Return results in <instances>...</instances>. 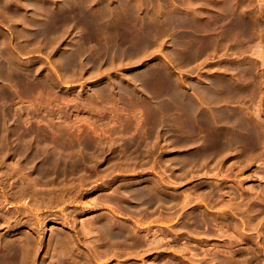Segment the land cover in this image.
Wrapping results in <instances>:
<instances>
[{"label":"rangeland","instance_id":"obj_1","mask_svg":"<svg viewBox=\"0 0 264 264\" xmlns=\"http://www.w3.org/2000/svg\"><path fill=\"white\" fill-rule=\"evenodd\" d=\"M82 1L32 0V13L26 0H0V126L12 135L0 162L20 167L35 151L36 264H264V32L257 22L264 19V0H242L233 14L225 0H106L108 8L91 0L92 8L83 2L87 10L70 11L69 3ZM130 1H139V18H148L147 8L162 13L170 5L195 18L168 20L170 34L160 32L144 52L141 29L126 18ZM165 1L167 8H156ZM102 6L109 11L104 18ZM243 13L248 34L236 25ZM238 42L244 52L234 47ZM244 60L261 76V90L253 100L245 91L226 102L222 85L229 80L251 87L254 71L234 67ZM174 86L195 111L171 101ZM163 100L170 110H159ZM222 108L235 118L219 116ZM216 130L227 147H218ZM11 144L20 156L6 153ZM30 170L23 169L25 180ZM148 182L163 189V201L127 211L111 199L123 184ZM9 192L0 203V224L5 214L15 215L30 236L28 199L13 200ZM97 219L115 226V240L100 234ZM0 233L8 236L7 227L0 225Z\"/></svg>","mask_w":264,"mask_h":264},{"label":"bare ground","instance_id":"obj_2","mask_svg":"<svg viewBox=\"0 0 264 264\" xmlns=\"http://www.w3.org/2000/svg\"><path fill=\"white\" fill-rule=\"evenodd\" d=\"M8 1V0H7ZM26 4L27 5H32L33 8L31 10V12L33 13V9L35 8V5L32 4V0H26ZM78 1V0H76ZM82 1V0H81ZM93 1V0H92ZM91 0H83L81 3L80 2H77V3H74V2H71L68 4V7L70 9V11L77 7L81 10H87L88 8H92L91 6ZM124 1V0H123ZM161 1V0H160ZM168 1V0H167ZM185 1V0H184ZM209 1V0H208ZM220 1V0H219ZM242 0H225V4L224 6L230 10L233 11L237 9L238 7V3L240 2L241 3ZM263 1V0H262ZM83 2H85L84 4H86L87 6V9L85 8L86 6L83 4ZM103 3V5H106L107 8L109 7V5H111L109 3V1L107 2L106 0H102L101 1ZM145 2V1H144ZM152 2V0H151ZM204 2V1H203ZM243 2V1H242ZM3 3V2H2ZM61 3V2H60ZM98 3V2H97ZM148 5L151 3L150 2H146ZM183 3V2H182ZM185 3V2H184ZM190 3V2H188ZM196 3V2H195ZM201 3V2H200ZM217 3V1H216ZM95 4V3H94ZM92 4V5H94ZM120 4V3H119ZM118 4V5H119ZM157 4V2H156ZM170 4V1L169 2H160L157 4L156 8L158 7V9L161 10V8H167ZM246 4V3H245ZM26 5V6H27ZM44 5V4H43ZM49 5V4H48ZM181 5V4H180ZM209 5V4H208ZM222 5V4H221ZM220 5V6H221ZM22 6V5H21ZM26 6H24V9L26 8ZM95 6V5H94ZM129 8H130V12L126 15V18H128L129 20H133L132 22L136 23L137 26H139V28L141 29V33L142 35L140 34L139 37L140 40L142 41V45H141V50L142 51H146L149 47L151 48V46L156 42V40L154 39L156 35H159L160 32H163L165 35H168L169 33V30L171 29V24L168 23V20H172V18L174 16H179V18H182L181 20L185 23L187 21V16L188 17H194L195 18V15L188 11V10H182L180 8H178V6L174 5V6H169V8L165 11V12H162V13H159V12H154V10H150L149 8H147L146 10V15L148 18H139L138 15H140V3L139 1H130L129 3ZM154 6V4H153ZM195 6V5H194ZM193 6V7H194ZM67 7V6H66ZM184 7V6H183ZM210 7V6H209ZM216 7V6H215ZM218 7V6H217ZM224 7V8H225ZM250 7V6H249ZM1 8V7H0ZM31 8V6H30ZM105 6L103 7L102 6V11L103 10H106L104 9ZM196 8V7H195ZM225 8V9H226ZM11 9V8H10ZM39 9V8H38ZM94 9V8H93ZM113 9V8H111ZM158 9H155L156 11ZM250 9V8H249ZM3 10V9H2ZM5 10H8L9 9H5ZM36 10V9H34ZM50 10V9H49ZM100 10V9H99ZM98 10V11H99ZM115 10V9H114ZM197 10V9H196ZM196 10H193V11H196ZM217 10V9H216ZM228 10V11H229ZM25 11V10H24ZM67 11V10H66ZM97 11V12H98ZM101 11V12H102ZM107 11V10H106ZM164 11V10H163ZM192 11V10H191ZM214 11V10H213ZM2 12V11H1ZM6 12V11H5ZM10 12V11H9ZM30 12V13H31ZM47 12V11H46ZM84 12V11H83ZM108 12L107 11V15H108ZM118 12V11H117ZM121 12V11H120ZM124 12V11H123ZM144 12V11H143ZM167 12H169L170 14L166 15ZM197 12V11H196ZM234 12V13H235ZM243 12V11H242ZM256 12V11H255ZM4 13V11H3ZM7 13V12H6ZM26 14L28 15H31L30 13L26 12ZM89 13V12H88ZM103 13L105 14V12L103 11L101 14L99 15H102L101 17L104 18V15ZM126 13V12H125ZM137 13H139L137 15ZM233 14V12H231ZM8 14V13H7ZM36 14V13H35ZM180 14V15H179ZM219 14V13H218ZM235 14H238V13H235ZM12 15V14H11ZM34 15V14H33ZM84 15V14H83ZM137 15V16H136ZM198 15V14H196ZM244 15V13H243ZM242 14H240L239 16H237V22H236V25L237 27H239V29H242V32L243 34H248V30H249V23H248V20L246 18V16L244 15L243 16ZM10 16V14H9ZM67 16V15H66ZM89 16V15H88ZM88 16L86 19H88ZM94 16V15H93ZM106 16V15H105ZM122 16V15H121ZM141 16V15H140ZM225 16V15H224ZM108 17V16H107ZM197 17V16H196ZM30 18V17H29ZM36 18V17H35ZM85 18V17H83ZM98 18H100L98 16ZM100 19V20H103V19ZM154 18L157 19V21L153 20ZM175 18V17H174ZM190 18V19H191ZM215 18H216V15H215ZM71 21H70V24L68 26L70 27H73V23L75 24L74 22V19L72 20V18H70ZM110 19V17H109ZM127 19V20H128ZM193 19V18H192ZM211 19V18H210ZM217 19V18H216ZM227 19V18H226ZM260 19V18H259ZM31 20V19H30ZM34 20V19H32ZM108 20V19H107ZM126 20V19H125ZM167 20V21H166ZM205 20V19H204ZM9 18H8V22H9ZM15 21V20H14ZM19 21V19H18ZM46 21V20H45ZM97 21V20H96ZM155 21V22H154ZM180 21V22H182ZM194 21V20H193ZM214 21V20H213ZM13 22V20H12ZM131 22V21H130ZM172 22V21H171ZM195 22V21H194ZM258 22V26H259V29L264 32V19H260L257 21ZM90 23V22H88ZM100 23V22H99ZM160 23V25H159ZM182 23V24H184ZM215 23V22H214ZM115 24V23H114ZM123 24V23H122ZM126 24V22H125ZM132 24V23H131ZM174 24V23H173ZM176 24V22H175ZM181 24V23H180ZM181 24V26H182ZM207 24V22H206ZM28 25V24H27ZM80 25V24H79ZM91 25V24H90ZM103 25V23H102ZM117 25H115V30H119L117 28ZM124 25V24H123ZM129 24H127L128 26ZM16 26V25H15ZM26 26V25H25ZM99 26V24H98ZM106 26V25H105ZM120 26V25H118ZM131 26V25H130ZM135 26V25H133ZM136 26V28H137ZM195 26V25H194ZM214 26V25H213ZM221 26V25H220ZM61 27V26H60ZM69 27V28H70ZM96 27V26H95ZM101 27V26H100ZM123 27V26H122ZM132 27V26H131ZM218 27V26H217ZM227 27V26H226ZM235 27V26H234ZM48 28V27H46ZM93 28V27H92ZM127 28V27H126ZM133 28V27H132ZM199 28V27H198ZM66 30L67 28H63L62 30ZM125 29V27H124ZM23 30V29H22ZM61 30V31H62ZM109 30V29H107ZM121 30V29H120ZM133 30V29H131ZM204 30V29H203ZM42 31V30H41ZM67 31V30H66ZM102 31H106L105 30H101ZM113 31V29H112ZM138 31V28L137 30ZM211 31V30H210ZM30 32V31H29ZM63 32V31H62ZM100 32V31H99ZM140 32V31H139ZM222 32V31H221ZM261 32V33H262ZM104 33V32H102ZM118 33V32H116ZM115 33V34H116ZM125 33V32H124ZM124 33H120V34H124ZM137 33V32H136ZM178 33V32H177ZM52 34V33H51ZM91 34V33H90ZM96 34V33H95ZM100 34V33H99ZM132 34V33H131ZM170 34V33H169ZM34 35V34H33ZM53 35V34H52ZM60 35V34H59ZM138 35V34H136ZM162 35V34H161ZM32 36V35H31ZM86 36V35H85ZM101 36H104V35H101ZM106 36V35H105ZM108 36V35H107ZM135 36V35H134ZM232 36V35H231ZM24 37V36H23ZM95 37V36H94ZM137 37V36H135ZM157 37V36H156ZM161 37V36H160ZM164 37V36H162ZM177 37V36H176ZM253 37V36H252ZM51 38V37H49ZM93 38V37H92ZM109 38V37H108ZM108 38H105V39H108ZM123 38V37H122ZM121 39V38H120ZM264 39V38H263ZM231 40V39H230ZM254 40V39H253ZM261 40V39H260ZM110 41V40H109ZM140 41V42H141ZM192 41V40H191ZM257 41V40H256ZM26 42V41H25ZM30 42V41H29ZM48 42V41H47ZM236 42V41H235ZM262 43H259L261 46H263V43L264 41H261ZM35 43V42H34ZM91 43V42H90ZM102 43V42H100ZM115 43V42H114ZM185 43V41H184ZM239 43V42H238ZM28 44V43H27ZM44 44V43H43ZM186 44V43H185ZM209 44V43H208ZM214 44V43H213ZM31 45V44H30ZM198 45V44H197ZM216 45V44H215ZM22 46V45H21ZM29 46V45H28ZM37 46V45H36ZM104 46L108 49L109 48V42L108 40H105L104 42ZM103 46V47H104ZM211 46V45H210ZM219 46V45H218ZM225 46V45H224ZM231 46V45H230ZM258 46V45H257ZM260 46V47H261ZM24 47V46H23ZM40 47V46H38ZM155 47V46H154ZM214 47V46H213ZM239 52L241 50H243L242 52H244V48L242 45L239 44H235V46ZM260 47H257L258 49H260ZM264 47V46H263ZM139 48V49H140ZM204 48V47H203ZM230 48V47H229ZM233 48V47H232ZM231 48V49H232ZM262 48V47H261ZM227 49V48H226ZM246 49V48H245ZM110 50V49H109ZM140 50V51H141ZM198 50V49H197ZM261 50V49H260ZM112 51V50H111ZM229 51V50H228ZM246 51V50H245ZM263 51V50H262ZM114 52V51H113ZM151 52V51H150ZM261 52V51H260ZM148 53V52H147ZM262 53V52H261ZM206 54V53H205ZM225 54V53H224ZM231 54V53H230ZM143 55V54H142ZM62 59V58H61ZM112 59V58H111ZM130 61V60H129ZM250 61V60H248ZM247 60H244L242 62H236L235 63V70L236 72H240L241 69L243 70L244 68L246 69V71H252L254 68L253 66H251L250 62H248ZM113 62V61H112ZM2 63V62H1ZM256 64V63H255ZM181 66V65H180ZM245 71V70H244ZM254 71V70H253ZM160 72V71H159ZM228 72V70H227ZM230 73V71L228 72ZM235 73V72H234ZM241 73V72H240ZM262 73V72H261ZM240 76V75H239ZM259 75L257 74L256 71H254V74H253V78L251 79L252 83H251V87H249L248 89L247 88H244L240 85V82L237 81V82H232L231 80H229L228 83L222 85L224 86V89L225 91L227 92L226 96L223 97V100L224 101H229L231 99H235L237 97H239L240 95L242 96V93L245 92V91H248L249 93V99L250 100H253V98L256 96V94L261 90V87H260V77H258ZM230 77V76H229ZM260 78V79H259ZM222 79V78H221ZM229 79V78H228ZM227 79V81H228ZM263 79V78H262ZM225 80V78H224ZM173 82H175L174 80H172ZM243 82V81H242ZM53 83V82H52ZM216 83V81H215ZM223 83V82H222ZM264 83V82H263ZM214 84V82H213ZM249 84V82H248ZM263 86V85H262ZM185 89V88H184ZM223 89V90H224ZM201 91V90H200ZM262 92V91H261ZM202 93V92H201ZM216 93V92H215ZM167 94V93H166ZM222 94V93H221ZM258 95V94H257ZM169 96L171 99V101L173 100L174 102H176L177 106H183L182 104H185V106H188V108H190L191 110H194L195 111V105L194 103L189 100L185 94L182 92V90L179 89V87L177 86H174L172 87L171 89V93H169ZM262 97V96H261ZM247 98V97H246ZM161 99V98H160ZM130 100V99H129ZM238 100V99H237ZM147 101H148V104L149 105H152V99L150 97H147ZM182 101H185L184 103L181 104ZM141 102V101H140ZM143 103V101H142ZM146 103V102H145ZM249 103V102H248ZM259 104V103H258ZM117 106V105H116ZM159 106V110H170L172 108L171 106V102H169L168 100H163L162 102H160V105H157ZM227 106V105H226ZM248 108V107H247ZM130 110V109H129ZM227 112V109L226 108H222L219 112H218V115L219 116H222V115H226L227 117L226 118H229L230 120L233 118H231V114L229 116V114L226 113ZM238 112V111H237ZM142 113V112H141ZM240 113V112H239ZM238 113V116H237V119L239 121V123L243 124L242 126H244L249 132H251L250 134L253 133L252 129H250L249 127H246L247 125H245L243 123V121L241 120V114ZM260 113V112H259ZM195 114V113H194ZM243 114V113H242ZM149 115V114H148ZM161 116V115H160ZM163 117V116H162ZM196 117V116H195ZM197 117H200V116H197ZM155 118V117H154ZM235 118V117H234ZM233 118V119H234ZM4 120V118H2ZM136 119V118H135ZM157 119V118H155ZM192 119V118H191ZM196 119V118H195ZM6 120V119H5ZM4 120V121H5ZM125 120V119H124ZM147 120V119H146ZM178 120V119H177ZM229 120V121H230ZM234 121V120H233ZM207 122V121H206ZM258 122V121H257ZM4 122H2V126H0V150H5V148L7 149L8 147V144H10V137L12 136L11 135V131L3 125ZM142 123V122H141ZM197 123V122H196ZM250 123V122H249ZM179 124V123H178ZM190 124V123H189ZM173 125V124H172ZM237 125V124H236ZM160 126V124H159ZM182 126V125H181ZM192 127V126H191ZM241 127V126H240ZM158 128V127H157ZM188 128V127H187ZM193 128V127H192ZM201 128V127H200ZM194 129V128H193ZM214 129V128H213ZM219 129V128H218ZM129 130V129H128ZM215 130V129H214ZM220 130V129H219ZM219 130H216L214 131L216 133V136L217 138L220 139V143H219V148H222V147H227V145H224L223 144V141L221 139V132H219ZM257 130V129H256ZM255 130V131H256ZM25 131V130H24ZM144 131V130H143ZM263 131V130H262ZM248 132V133H249ZM259 132V131H258ZM25 133H28L25 132ZM192 133V132H191ZM195 133V132H194ZM212 133V132H210ZM164 132H161V135H163ZM255 135V133H253ZM234 135V134H233ZM30 136V135H29ZM224 136V135H223ZM222 136V137H223ZM257 136V135H256ZM251 137V136H250ZM255 137V136H254ZM145 138V137H144ZM187 138V137H186ZM263 138V137H262ZM235 140V139H234ZM186 141V140H185ZM196 141V140H195ZM214 141H218V140H214ZM213 141V142H214ZM255 141V140H254ZM16 142V141H15ZM192 142V141H191ZM190 142V143H191ZM194 142V141H193ZM192 142V143H193ZM224 142H227L224 140ZM258 142V140L256 141ZM263 142V141H262ZM35 143V142H34ZM51 143V142H50ZM228 143V142H227ZM226 143V144H227ZM98 144V143H97ZM135 145V144H134ZM69 146V145H68ZM96 146V145H95ZM204 146V145H203ZM258 146V145H257ZM231 147V146H230ZM65 149V148H64ZM95 149V148H94ZM215 149V148H214ZM218 149V148H217ZM27 150V149H25ZM220 150V149H219ZM222 150V149H221ZM220 150V151H221ZM228 150V149H227ZM241 150V149H240ZM239 150V151H240ZM6 151V150H5ZM21 149L18 147V146H10V148L7 150L6 153H9V155L11 154L12 157H15V156H20L21 154ZM194 151H196L194 149ZM242 151V150H241ZM24 152V151H23ZM35 152V151H34ZM34 152H29L28 153V156L23 158L22 161H21V164H20V167H12V168H9V167H3V163L0 162V203L1 201H4L5 200V197H6V194L7 192L10 193V197L11 199L13 200H16V201H19L21 199L24 198L25 199H28V203H29V218H28V222L31 224V229H30V236H28L27 234L21 232V227L23 226L24 224V221L21 220L20 217H16L15 215L14 216H10L5 214L6 215V218L4 217V220L2 221L3 223H1L0 225L1 226H6L7 227V234L8 236H5L4 234H1L0 233V264H36V250H37V241H38V238H36L37 236V231H36V228H35V224H36V219H35V216L33 215V209L35 208V206L37 205V201H38V194L40 192H38V183H39V176H38V173L36 171V167L33 165V160L35 157V153ZM85 152V151H84ZM248 152V151H246ZM194 153V152H193ZM199 153V152H198ZM215 153V151H214ZM218 153V152H217ZM244 153V152H243ZM5 154V152H4ZM201 154V153H200ZM4 156V155H3ZM6 156V155H5ZM34 156V157H33ZM130 156V155H129ZM148 157V156H147ZM224 157V156H223ZM242 157V156H241ZM127 159V158H126ZM219 159V158H218ZM125 160V159H124ZM142 160V159H141ZM204 160V159H203ZM135 161V160H134ZM58 162V161H57ZM137 162V161H136ZM7 163V162H6ZM5 163V164H6ZM16 163V162H15ZM35 164V163H34ZM7 165V164H6ZM15 164L13 163V166ZM144 165V164H143ZM160 165V164H159ZM177 165V164H176ZM11 166V165H10ZM26 167H32V170H30V178L25 180V177H24V174L25 172L23 171V169H25ZM114 167V166H113ZM112 168V167H111ZM28 171V170H27ZM101 171V170H100ZM106 172V171H105ZM182 174V173H180ZM177 175V174H176ZM51 179V178H50ZM53 183V182H52ZM148 187H136L135 185H133V183H127V185L123 184L122 186H120V188L115 192L113 193V196H111L112 200L116 203V204H119L118 207H121V208H124L125 210L127 211H133L134 208H138L139 206H142L143 204H150V203H157V202H160V201H163L164 200V192H163V189L159 186V184L157 183H152V182H148ZM48 185V184H47ZM46 185V186H47ZM103 185V183H102ZM105 185V184H104ZM100 185H95V187H99ZM95 188V189H97ZM48 189V188H47ZM116 189V188H115ZM49 192V191H48ZM184 195V194H183ZM54 197V196H53ZM23 200V202H24ZM101 202V201H100ZM25 203V202H24ZM158 205V204H157ZM168 206V205H167ZM169 207V206H168ZM174 207V206H173ZM226 207V206H225ZM120 209V208H119ZM256 209V208H255ZM137 210V209H136ZM147 210V209H146ZM35 211V210H34ZM135 211V210H134ZM226 212V211H225ZM1 214V213H0ZM15 214V213H14ZM18 214V213H17ZM249 215V214H248ZM21 216V215H20ZM264 216V215H263ZM38 217V216H37ZM12 221H16V225H14V227H12V229H8V225H9V222H12ZM14 224V223H13ZM97 228L100 232V234L102 233V236L104 237H107V238H110L111 240H115V238L118 236V232L116 231L115 229V226L114 225H108V224H105L103 222H100L99 219H97ZM92 230V229H91ZM89 232V231H88ZM93 232V231H92ZM64 235V234H63ZM5 237H9L11 238L8 245H5L3 244V238ZM20 237V238H18ZM95 239V238H94ZM61 240H62V244H65L66 245V249L67 246H68V239L66 237H61ZM73 240V239H71ZM121 240V239H120ZM201 240V239H200ZM111 242V241H110ZM115 242V241H113ZM151 242V241H150ZM125 244V243H124ZM114 247V246H113ZM109 248V247H108ZM112 251V250H111ZM46 252V251H45ZM44 252V253H45ZM64 252V251H63ZM59 248L57 249V254L59 256H62V253H63ZM71 253L73 252L70 251ZM69 250H68V253H70ZM117 253V252H116ZM111 254V253H110ZM72 255V254H71ZM70 255V256H71ZM122 255V254H121ZM175 255V254H174ZM73 256V255H72ZM77 256V255H76ZM59 258V257H58ZM63 258V257H61ZM65 258V257H64ZM60 259V258H59ZM185 259V258H184ZM222 259V258H221ZM62 261V259H60ZM59 260V261H60ZM86 260V259H85ZM64 262V261H63ZM62 262V263H63ZM46 263V262H45Z\"/></svg>","mask_w":264,"mask_h":264}]
</instances>
